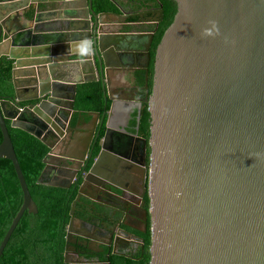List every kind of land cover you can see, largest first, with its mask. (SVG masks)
<instances>
[{
  "label": "water",
  "instance_id": "1",
  "mask_svg": "<svg viewBox=\"0 0 264 264\" xmlns=\"http://www.w3.org/2000/svg\"><path fill=\"white\" fill-rule=\"evenodd\" d=\"M173 1L176 11L156 46L146 98L149 264H264V0ZM92 2L0 0V59L11 62L12 83L11 93L0 96V158L11 161L23 195L0 242V256L24 211L37 212L6 120L49 148L38 183L70 188L74 178L81 180L70 208L66 264H79L69 249L74 242V205L81 192L101 184V176L111 171L124 174L118 168L124 154L109 147L117 128L125 129L113 126L112 118L136 101L125 95L128 66L123 57L134 49V42L146 38L147 67L154 31H113L109 28L122 22L123 14L98 13ZM43 11L49 14L40 15ZM61 13L65 22L56 19ZM159 14L156 25L163 15L161 3ZM84 38L93 51L81 57L74 46ZM110 75L126 83L118 86L119 96L109 94ZM93 81L101 82L104 109L86 114L102 119L105 134L99 155L86 171L91 136L83 144L72 140L61 149L57 124H62L67 89H72L73 100L78 84ZM30 101L37 102L28 105ZM142 146L143 183L144 140ZM62 167L68 174L65 182ZM48 171H59L62 177L43 181Z\"/></svg>",
  "mask_w": 264,
  "mask_h": 264
},
{
  "label": "flooded vegetation",
  "instance_id": "2",
  "mask_svg": "<svg viewBox=\"0 0 264 264\" xmlns=\"http://www.w3.org/2000/svg\"><path fill=\"white\" fill-rule=\"evenodd\" d=\"M114 1L117 4L115 6L116 9L109 11L122 13L124 16H120L122 22L117 23V25L114 24L109 29L134 33L154 31L157 28L158 24L156 25L154 20L160 17L159 10L161 2L158 0H155V3L142 0L145 1L144 5L139 0ZM133 2H136V4ZM93 3L94 0L92 2L94 8ZM146 4L147 6H145ZM145 42L146 38H141V40L134 42L132 45L134 49L128 51L123 57V63L128 66L125 65L127 68L124 72V77L128 80L129 86L128 92L125 95L136 101H134V105H124V110L123 107L121 109L123 113L119 110V113L111 120L113 126L121 124L125 128L123 130L117 128L116 134L113 133L111 140H109V147L116 154H124L125 160H123L124 162H120L118 168L122 169L124 174L127 172L129 175L125 174L126 177L117 171H111L101 176V184L86 187L81 192L80 201L76 202L81 207L78 209L74 208L73 212L70 235L74 242L70 244L69 249L70 257L73 260H78L79 264H108L111 253L134 251L139 245L144 244V236L147 233L151 235L149 202L146 206L144 200L145 196H148L150 126L148 127V136L140 128L145 108L144 105L146 104V107H148L146 98L150 95V60L146 67L147 55L143 49ZM131 68L136 70L131 71ZM146 70L148 71L147 82L145 80ZM109 82L111 86L110 96H119L120 91L118 86L125 85V81L116 79L115 76L110 75ZM132 87L136 88L134 89ZM67 90L68 95L62 101V124H57L60 132V134L58 132L57 138L61 139L59 146L62 149V146L69 144L72 140L76 143L81 142L83 144L87 135H90V146L86 152V159L89 158V161L91 159L93 161L99 155V143L104 138L105 126L102 125L100 127L101 118L97 121L95 120V116H89L86 112L77 109L75 107V98L73 100L71 99L72 89L68 88ZM36 102L30 101L28 105ZM135 102L137 103L135 104ZM109 103L108 101L107 105ZM103 109L104 106L101 110H95V112H102ZM142 140L145 141L144 159L146 168L143 183L140 168V160L143 154ZM97 147V152L94 153ZM89 161L86 166V171L89 170L92 164L91 162L89 166ZM133 164L138 167L134 168ZM48 172L45 175L47 179L59 175V171H54L53 173L52 171ZM66 172V168L62 167L60 173L63 177L59 176L64 179V182L68 175ZM130 174L134 179L130 178ZM80 183L81 180L76 182L74 178L72 186H77V193ZM70 220L71 215L66 227V234L69 230Z\"/></svg>",
  "mask_w": 264,
  "mask_h": 264
},
{
  "label": "trees",
  "instance_id": "3",
  "mask_svg": "<svg viewBox=\"0 0 264 264\" xmlns=\"http://www.w3.org/2000/svg\"><path fill=\"white\" fill-rule=\"evenodd\" d=\"M144 5L145 1L139 0ZM154 2L155 0H147ZM162 3L163 15L154 30L150 45L149 91L151 92L154 53L163 32L172 22L176 11L173 0H158ZM136 4V2H133ZM97 12L115 10L113 0H94ZM147 6V4L145 5ZM12 91L11 62L0 59V96L9 95ZM104 106L103 91L100 81L77 85L75 107L83 112L101 110ZM140 128L149 135L150 113L146 104ZM14 151L25 178L31 198L37 206V212L25 210L12 232L0 256V264H66L64 249L66 244V227L70 218L71 204L77 194V186L70 188L38 183L45 167L43 159L49 148L32 134L10 125L6 120ZM2 133L0 131V142ZM95 148L94 153L97 152ZM92 159L89 161V166ZM43 181L47 178L43 175ZM22 190L14 167L10 160L0 158V242L9 228L13 217L22 204ZM146 206L149 197L145 196ZM81 206L76 203L74 208ZM150 233L144 236V244L136 250L122 253H111L110 264H149Z\"/></svg>",
  "mask_w": 264,
  "mask_h": 264
},
{
  "label": "clouds",
  "instance_id": "4",
  "mask_svg": "<svg viewBox=\"0 0 264 264\" xmlns=\"http://www.w3.org/2000/svg\"><path fill=\"white\" fill-rule=\"evenodd\" d=\"M70 50H72V49L70 48ZM74 51L81 57H85L87 55H90L93 51L91 41L86 39V38L81 39L74 46Z\"/></svg>",
  "mask_w": 264,
  "mask_h": 264
},
{
  "label": "crops",
  "instance_id": "5",
  "mask_svg": "<svg viewBox=\"0 0 264 264\" xmlns=\"http://www.w3.org/2000/svg\"><path fill=\"white\" fill-rule=\"evenodd\" d=\"M47 14H49V11H43V12H41L40 13V15H47ZM56 15V14H55ZM57 16V15H56ZM59 17H56V19H61L60 21H64L65 22V18H64V14L63 13H61V14H59L58 15ZM106 20V19H105ZM56 25L58 26L59 24L58 23H56ZM116 25H117V23H116ZM44 26H46V25H44ZM111 26V25H110ZM45 175H47V174H45Z\"/></svg>",
  "mask_w": 264,
  "mask_h": 264
}]
</instances>
